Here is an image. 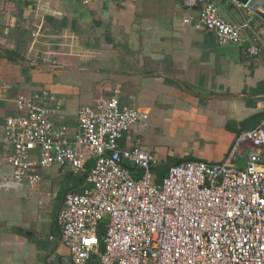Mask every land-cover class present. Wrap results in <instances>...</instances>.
<instances>
[{
	"label": "crops",
	"instance_id": "obj_1",
	"mask_svg": "<svg viewBox=\"0 0 264 264\" xmlns=\"http://www.w3.org/2000/svg\"><path fill=\"white\" fill-rule=\"evenodd\" d=\"M209 1L226 20L247 23V40L220 45L213 31L185 22L196 12L180 0H51L34 39V0H0V174L13 172L5 121L20 114V96L42 87L62 99L57 123L71 133L80 106L114 94L147 111L148 128L134 126L121 144L140 140L151 150L156 180L189 160L244 167L256 147L241 134L264 127V17L231 0ZM250 39L259 55L247 52ZM32 171L42 176L34 189L0 181V264H71L57 216L85 175L59 164Z\"/></svg>",
	"mask_w": 264,
	"mask_h": 264
},
{
	"label": "built area",
	"instance_id": "obj_2",
	"mask_svg": "<svg viewBox=\"0 0 264 264\" xmlns=\"http://www.w3.org/2000/svg\"><path fill=\"white\" fill-rule=\"evenodd\" d=\"M50 1L34 0L40 19L34 39L44 31ZM180 1L196 12L185 22L213 31L220 45L245 41L247 23L226 20L215 3ZM255 40L247 48L251 55L261 50ZM16 104L20 114L6 119L2 135L12 146L6 161L13 172L0 174V181L26 182L34 189L42 176L32 169L53 164L85 175L82 191H66L57 216L71 264H89L94 256L97 264H264L262 125L241 134L256 147L244 167L228 159L189 160L171 166L158 182L151 150L140 140L121 144L134 126L148 128L147 111L122 105L114 94L80 106L78 130L71 133L57 123L62 99L46 87L20 96Z\"/></svg>",
	"mask_w": 264,
	"mask_h": 264
},
{
	"label": "water",
	"instance_id": "obj_3",
	"mask_svg": "<svg viewBox=\"0 0 264 264\" xmlns=\"http://www.w3.org/2000/svg\"><path fill=\"white\" fill-rule=\"evenodd\" d=\"M245 6L251 8L264 17V0H241Z\"/></svg>",
	"mask_w": 264,
	"mask_h": 264
},
{
	"label": "trees",
	"instance_id": "obj_4",
	"mask_svg": "<svg viewBox=\"0 0 264 264\" xmlns=\"http://www.w3.org/2000/svg\"><path fill=\"white\" fill-rule=\"evenodd\" d=\"M169 168L167 169V171L165 173H163V171L162 172L160 171L161 178L159 180H157L158 182L162 181V179L167 175ZM162 169H164V168H156L155 170H162ZM82 181L83 182L85 181V176L82 177ZM99 238L101 240L102 248H104V226L103 225H101V228H100Z\"/></svg>",
	"mask_w": 264,
	"mask_h": 264
}]
</instances>
